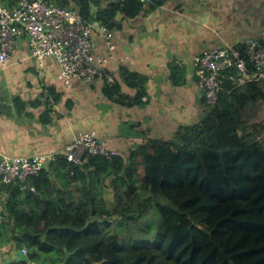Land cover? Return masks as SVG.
<instances>
[{
	"label": "trees",
	"instance_id": "16d2710c",
	"mask_svg": "<svg viewBox=\"0 0 264 264\" xmlns=\"http://www.w3.org/2000/svg\"><path fill=\"white\" fill-rule=\"evenodd\" d=\"M1 2L8 8L16 4ZM54 3L75 6L85 23L99 22L110 30L144 7L140 0ZM184 68L177 60L168 63L172 85L185 83ZM118 71L121 82L137 89L136 96L119 95V81L106 85L104 95L117 103H141L146 79L124 66ZM244 86L249 94L226 82L217 104L197 124L178 127L172 139L147 140L126 161L120 155L87 156L83 165H76L57 155L25 184H0V199L5 197L0 203V248L25 250L35 264H62L66 252L71 254L66 264H124L118 236L102 230L118 217L139 220L148 203L160 217L154 247L163 264H264V142L248 144L238 136L240 111L259 88L255 82ZM47 95L50 107L59 100L51 87ZM56 181L68 191L57 188ZM73 184L77 190L70 188ZM108 188L111 198L121 197L118 188H126L130 201L138 193L143 201L135 212L128 207L119 211L103 196Z\"/></svg>",
	"mask_w": 264,
	"mask_h": 264
},
{
	"label": "crops",
	"instance_id": "0c3cea01",
	"mask_svg": "<svg viewBox=\"0 0 264 264\" xmlns=\"http://www.w3.org/2000/svg\"><path fill=\"white\" fill-rule=\"evenodd\" d=\"M143 4L136 17L122 18L112 28L117 60L107 66L106 77L91 83L74 79L66 87L57 79L59 69L52 58L39 67L26 39L15 40L8 66L0 67V157L63 155L76 134L95 131L112 138L113 148L126 161L131 151L147 140L172 139L178 127L197 124L209 112L193 74V55L208 48H243L249 39L264 41V0H164ZM100 45L104 55L110 54ZM121 58L127 59L119 62ZM172 60L185 67V83L181 86L170 83L168 63ZM120 66L146 79V96L141 103H117L104 95L106 85L119 81V95L136 96L137 89L121 82ZM262 85H257L256 98L240 111L243 126L238 136L248 144L264 142ZM48 87L59 95L51 107ZM239 91L249 94L247 86ZM47 105L51 108L48 114ZM74 186L71 189L77 190ZM57 188L63 189L59 184ZM111 191H105V199ZM17 250L1 247L0 264H16Z\"/></svg>",
	"mask_w": 264,
	"mask_h": 264
},
{
	"label": "built area",
	"instance_id": "2783aa9c",
	"mask_svg": "<svg viewBox=\"0 0 264 264\" xmlns=\"http://www.w3.org/2000/svg\"><path fill=\"white\" fill-rule=\"evenodd\" d=\"M125 0H102L105 4ZM146 5L162 0H140ZM18 37L26 39L31 57L39 67L52 58L59 71L57 79L66 87L72 80L91 83L108 75L107 66L116 61L111 30L99 22L85 23L75 6L56 5L49 0H16L13 8L0 5V67L8 66L10 53ZM106 51L104 55L101 45ZM127 58L118 59L123 62ZM193 74L208 109L217 104L223 85L230 82L240 88L249 82L264 86V41L249 39L243 48L225 46L204 49L191 59ZM113 139L95 131L80 132L67 145L63 155L68 162L83 165L87 156L111 159L118 154ZM53 154L0 157V184L9 185L36 176ZM25 253V251H23Z\"/></svg>",
	"mask_w": 264,
	"mask_h": 264
},
{
	"label": "rangeland",
	"instance_id": "374dc122",
	"mask_svg": "<svg viewBox=\"0 0 264 264\" xmlns=\"http://www.w3.org/2000/svg\"><path fill=\"white\" fill-rule=\"evenodd\" d=\"M61 187H63L59 181H56ZM71 185L70 188H74ZM68 191L67 188L63 187ZM126 188H118V193L120 196L111 198V195L106 199L107 204L113 208L117 206L119 211L127 209L130 212H135L138 204L143 201V193H138L135 195L133 201L129 200V196L124 194ZM108 191H111L108 189ZM5 198L0 203L3 202ZM156 200L153 199L152 204L155 205ZM145 215L140 217L137 221H126L121 218H115L110 228L102 230L106 236L117 235L118 239L123 246L122 258L124 264H134L137 259H140L139 264H146L148 261L150 264H163L161 260L156 256L157 251H155L157 232L160 231L159 223L160 217L154 208L148 203L145 204ZM131 212V213H132ZM5 245V244H4Z\"/></svg>",
	"mask_w": 264,
	"mask_h": 264
},
{
	"label": "water",
	"instance_id": "95a60500",
	"mask_svg": "<svg viewBox=\"0 0 264 264\" xmlns=\"http://www.w3.org/2000/svg\"><path fill=\"white\" fill-rule=\"evenodd\" d=\"M51 1H54V0H51ZM70 256H71V254H69L68 252H66V255H65V258H64L62 264H66L67 263V260L70 258ZM16 257H17L16 258V262L17 263H22V264H35V263H32L29 260V257L26 254H24L21 249H18L16 251ZM105 262L106 261L104 260V261H101V262H97L95 264H103ZM229 264H235V263L233 261H230Z\"/></svg>",
	"mask_w": 264,
	"mask_h": 264
},
{
	"label": "clouds",
	"instance_id": "9594fccd",
	"mask_svg": "<svg viewBox=\"0 0 264 264\" xmlns=\"http://www.w3.org/2000/svg\"><path fill=\"white\" fill-rule=\"evenodd\" d=\"M23 251H25V250H22V252H23ZM24 254H26V255H27L26 251H25V253H24Z\"/></svg>",
	"mask_w": 264,
	"mask_h": 264
}]
</instances>
